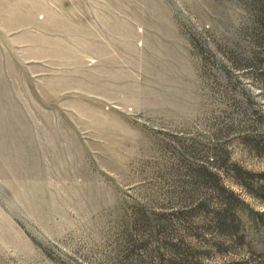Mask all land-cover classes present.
Segmentation results:
<instances>
[{
	"label": "rangeland",
	"instance_id": "obj_1",
	"mask_svg": "<svg viewBox=\"0 0 264 264\" xmlns=\"http://www.w3.org/2000/svg\"><path fill=\"white\" fill-rule=\"evenodd\" d=\"M263 144L264 0H0V264H264Z\"/></svg>",
	"mask_w": 264,
	"mask_h": 264
},
{
	"label": "trees",
	"instance_id": "obj_2",
	"mask_svg": "<svg viewBox=\"0 0 264 264\" xmlns=\"http://www.w3.org/2000/svg\"><path fill=\"white\" fill-rule=\"evenodd\" d=\"M263 147H259V151L264 152V144ZM235 174L238 182L242 185H244L246 188L251 190H254L253 192L259 199H262L264 201V172L259 174L260 181L257 183V189L253 187V183L249 182V177L253 176L251 172L244 171L240 167H235Z\"/></svg>",
	"mask_w": 264,
	"mask_h": 264
}]
</instances>
